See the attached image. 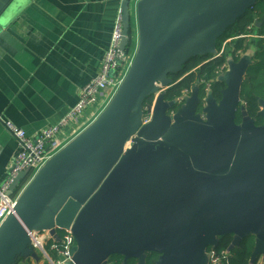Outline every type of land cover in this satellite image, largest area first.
<instances>
[{
    "label": "water",
    "instance_id": "1",
    "mask_svg": "<svg viewBox=\"0 0 264 264\" xmlns=\"http://www.w3.org/2000/svg\"><path fill=\"white\" fill-rule=\"evenodd\" d=\"M30 1L0 0V27ZM255 1L137 2V47L124 80L23 188L0 225V264L37 261L29 233L48 230L60 243L65 229L75 244L63 264H108L115 254L144 264L146 253L158 255L156 264H207L206 249L218 237L232 235L231 250L249 234L252 258L264 256V122L256 125L240 102L249 58L229 62L221 97L206 94L203 116L197 87L175 109L164 99L168 75L192 56L213 54L217 38ZM120 11L126 50L128 0ZM258 102L264 118V99ZM27 172L13 178L9 195Z\"/></svg>",
    "mask_w": 264,
    "mask_h": 264
},
{
    "label": "crops",
    "instance_id": "2",
    "mask_svg": "<svg viewBox=\"0 0 264 264\" xmlns=\"http://www.w3.org/2000/svg\"><path fill=\"white\" fill-rule=\"evenodd\" d=\"M139 1L130 4L136 36ZM119 10V0H32L2 20L0 185L18 151L3 121L12 122L28 136L57 124L75 105L83 86L99 73ZM216 52L214 46L213 55ZM242 58L248 59L249 53ZM92 115L93 109L87 108L80 123L70 122L64 135L71 136ZM36 255L33 263L43 264L44 256Z\"/></svg>",
    "mask_w": 264,
    "mask_h": 264
},
{
    "label": "built area",
    "instance_id": "3",
    "mask_svg": "<svg viewBox=\"0 0 264 264\" xmlns=\"http://www.w3.org/2000/svg\"><path fill=\"white\" fill-rule=\"evenodd\" d=\"M128 1L130 9V4L137 0ZM121 38L122 24L121 11L119 10L114 18L109 44L99 73L83 86L75 105L70 108L68 113L61 118L57 124L40 130L34 136H28L24 130L15 126L12 122L3 121L4 127L16 140L18 151L9 168L8 177L0 185V225L13 211L18 196L29 180H31L38 170H40L56 152L63 148L98 116L118 90L132 64L137 47L136 36L134 51L129 50L130 43L126 50H122L120 48ZM203 83L205 84V93H208L210 91V85L205 81H203ZM191 90L192 88L190 90H183L181 95L173 100L177 107L184 103L185 97L190 95ZM205 106L206 104L204 101L203 108ZM87 108L93 109V115L89 118L88 122H85L79 129L74 130L71 136H65L64 130L66 126L70 122L79 124ZM203 108L199 112L201 116H203ZM149 118L150 114L145 113L143 123L148 122ZM22 171H28L24 179L25 181H22L23 183L21 182L14 192L9 195L7 193L8 186L13 178ZM61 232H63L61 241L60 243L58 242L60 247L56 246V240L49 234L48 230L32 231L29 233L32 248L39 251V253L44 256L43 264H63L65 261L71 259V249L75 244L74 238L69 229L62 230ZM49 242V249L57 254L56 259H52L47 253L46 246ZM228 258V249L218 251L215 247H212L206 250L207 264H222L223 262H227Z\"/></svg>",
    "mask_w": 264,
    "mask_h": 264
},
{
    "label": "trees",
    "instance_id": "4",
    "mask_svg": "<svg viewBox=\"0 0 264 264\" xmlns=\"http://www.w3.org/2000/svg\"><path fill=\"white\" fill-rule=\"evenodd\" d=\"M256 22H261L260 26ZM256 29V34L264 35V0H256L239 18H237L232 25L227 27L225 31L217 38L215 48L220 49L224 40L239 35L248 34L249 27ZM249 42L247 38H240L235 43L234 49L246 52L249 49ZM212 53H205L190 57L181 67L177 73H171L168 77L172 83L164 90V99L174 100L181 95L183 90H190L191 87L198 88V97L201 100L205 95V85L198 84L196 75L199 74L200 79L210 82V91L215 100L221 97L220 90L224 87V83L217 77L220 72L225 70L222 67L225 64V56L211 59ZM236 61V59H235ZM199 67L198 71L191 72L194 68ZM219 81H218V80ZM257 98H264V39L256 40L255 50L249 53V63L246 73L240 87V100L245 104L247 114L254 120L256 125H262L264 118L259 115V104ZM153 96L150 95L143 100V108L151 104ZM177 108L174 104L173 109ZM145 114V111H144ZM241 116L239 111L236 115V122H240ZM63 232H60V236ZM232 235H225L217 238L216 250L221 251L228 249L232 242ZM57 247L60 244L55 241ZM50 242L47 244V253L52 259H56L57 255L53 250H50ZM255 247V236L249 234L242 238L240 242L229 250V258L227 262L222 264H258L259 256L252 258ZM212 248L207 247L206 250ZM40 254V253H39ZM158 255L155 253H146L144 264H156ZM108 264H138L135 258H128L124 260L121 255H111L107 260ZM14 264H34L31 257H18Z\"/></svg>",
    "mask_w": 264,
    "mask_h": 264
},
{
    "label": "flooded vegetation",
    "instance_id": "5",
    "mask_svg": "<svg viewBox=\"0 0 264 264\" xmlns=\"http://www.w3.org/2000/svg\"><path fill=\"white\" fill-rule=\"evenodd\" d=\"M249 30H250V32L248 34L239 35V36L232 37V38H228V39L224 40L222 42V44H221L220 49L217 50V52L211 57V59H214V58H217V57H221V56H225V58H226L225 61L226 62H225V64L222 67H224L225 70H226V68H227V62L229 60H232L233 62H238L243 55H245L246 53H250V51H252V50H255V48H256V40L264 39V35H258V34H256V29H254L251 26L249 27ZM244 37L247 38V40H248V42L250 44L249 49L246 52H241L240 50H235L234 49V46H235V43L237 42V40L240 39V38H244ZM251 39L254 40L253 41L254 42L253 44H251V42H250ZM235 59H236V61H235ZM199 67L200 66L194 68L191 72L198 71L199 70ZM225 70L223 72H225ZM223 72H220L219 73V75L217 77L219 80H220V77L222 76ZM196 80L198 81V84H204L203 81H205V82H208L209 85H210V82L209 81H206L204 79H200L199 74L196 75ZM206 94L207 93H205L204 97L201 100H199V104H198V106L196 108V112L197 113H199L201 111V109L203 108V106H204V101H205ZM261 99H264V98H257V101L258 100H261ZM216 101H218V100H216ZM240 102L242 104H244L241 100H240ZM258 104H259V102H258ZM244 107H245V104H244ZM259 111H260V105H259Z\"/></svg>",
    "mask_w": 264,
    "mask_h": 264
},
{
    "label": "rangeland",
    "instance_id": "6",
    "mask_svg": "<svg viewBox=\"0 0 264 264\" xmlns=\"http://www.w3.org/2000/svg\"><path fill=\"white\" fill-rule=\"evenodd\" d=\"M121 2V1H120ZM10 9V8H9ZM8 9V10H9ZM133 8H132V13L130 15V21H131V41H130V46H129V50L130 51H134L135 49V45H136V22H135V17H134V12H133ZM25 180H23L24 182ZM22 182V183H23ZM37 254H39V251H35ZM259 260H258V264H264V256H259Z\"/></svg>",
    "mask_w": 264,
    "mask_h": 264
},
{
    "label": "bare ground",
    "instance_id": "7",
    "mask_svg": "<svg viewBox=\"0 0 264 264\" xmlns=\"http://www.w3.org/2000/svg\"><path fill=\"white\" fill-rule=\"evenodd\" d=\"M210 92V91H209ZM61 232V231H60ZM34 250V249H33Z\"/></svg>",
    "mask_w": 264,
    "mask_h": 264
}]
</instances>
